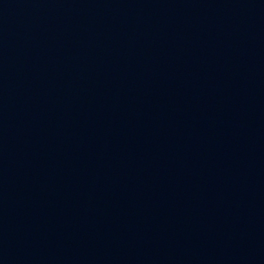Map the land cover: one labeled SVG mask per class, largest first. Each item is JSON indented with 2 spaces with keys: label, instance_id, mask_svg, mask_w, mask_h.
Wrapping results in <instances>:
<instances>
[{
  "label": "water",
  "instance_id": "1",
  "mask_svg": "<svg viewBox=\"0 0 264 264\" xmlns=\"http://www.w3.org/2000/svg\"><path fill=\"white\" fill-rule=\"evenodd\" d=\"M0 264H264V0H0Z\"/></svg>",
  "mask_w": 264,
  "mask_h": 264
}]
</instances>
